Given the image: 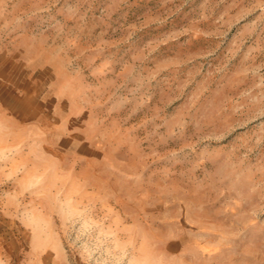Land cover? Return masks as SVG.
Wrapping results in <instances>:
<instances>
[{
	"label": "rangeland",
	"instance_id": "rangeland-1",
	"mask_svg": "<svg viewBox=\"0 0 264 264\" xmlns=\"http://www.w3.org/2000/svg\"><path fill=\"white\" fill-rule=\"evenodd\" d=\"M0 79V264H264V0H0Z\"/></svg>",
	"mask_w": 264,
	"mask_h": 264
},
{
	"label": "crops",
	"instance_id": "crops-1",
	"mask_svg": "<svg viewBox=\"0 0 264 264\" xmlns=\"http://www.w3.org/2000/svg\"><path fill=\"white\" fill-rule=\"evenodd\" d=\"M15 67L18 68V70H20V71L22 70V72H24L23 76H20V78L22 79L24 77L26 79L24 82V91H25V96L30 99L32 94H33L32 90L30 89V88H33V86H32L33 84L31 82L35 81L36 77L45 78V76L49 72V70L46 67L43 69H35V67H32V65H30V64H24L22 66H15ZM21 67H23V69H21ZM29 73L31 74L30 76H25V74L28 75ZM4 80L5 79H0V108L5 109L3 107H7L6 109L11 110V112H13V113H16L17 111H21L22 108L21 109L16 108L14 102L13 103L10 101L6 102L4 100L5 99L4 94L6 93L5 89L8 88L7 85H10V83H12V80H8L7 81L8 83H5ZM30 80H32V81L30 82ZM60 102H62V101H60Z\"/></svg>",
	"mask_w": 264,
	"mask_h": 264
}]
</instances>
